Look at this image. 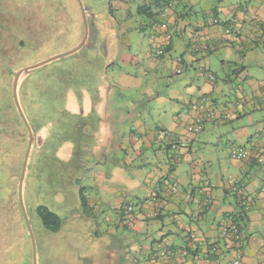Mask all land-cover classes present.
<instances>
[{"label": "crops", "instance_id": "1", "mask_svg": "<svg viewBox=\"0 0 264 264\" xmlns=\"http://www.w3.org/2000/svg\"><path fill=\"white\" fill-rule=\"evenodd\" d=\"M191 2L194 3L178 0L166 8L163 17L162 13L156 14L152 20L142 22L148 47L140 50V54L122 52L116 44L111 62L115 76L110 81L104 80L96 92L86 89L80 94L89 103L88 109L78 114L84 118L64 110L66 114L77 115L71 118L72 122L65 120V126H72L77 120L74 131L88 134L83 136L78 150V155L84 156V167L79 168L78 174L97 196L93 209L96 213L80 209L79 217L92 227L86 231L91 244L85 257L94 253V264H102L100 256L98 259L102 248L112 252L104 264H230L239 255L242 264H264V170H258L264 164L255 159L264 145V136L258 134L264 122L251 113L264 109V78L248 93L244 89L235 92L232 106L220 111L213 97L221 89L220 78L211 71V58L217 51H224L223 64H235L234 75L243 79L251 65V62L245 63L248 57L264 60V53L259 52V46L264 47L261 41L264 0L259 5L250 2L248 10L243 4L224 6L221 16L216 9L214 19L220 23L210 19L205 21V28L198 25L189 33L184 16ZM173 34L185 39L186 57L171 55L176 43ZM231 50L239 52L240 57L237 54L234 57L237 56L241 66L238 61L231 62ZM111 66L104 65L107 70ZM129 66L138 73L129 75L124 69ZM192 69L194 72L189 78H178ZM151 70L161 72L160 78L168 86L167 90L159 93L148 81L144 82ZM229 74L226 81L232 79ZM136 86H142V94L129 93L124 95L126 99L118 98L116 88L131 90ZM198 119L203 121V128L209 120L213 129L223 122L246 119L245 125L233 129L231 147L245 146L249 158L238 161L229 154L234 164L230 167L232 179L224 175L229 172L226 166L207 169L200 164L195 148L205 142L200 141L202 132L194 131ZM95 139L99 143L94 144V149L89 143ZM173 142L177 148H172ZM201 161L205 163L204 159ZM235 185L240 186L241 197L235 195ZM209 195L212 202L202 214L204 197ZM243 200L250 201L252 207L242 218L239 202ZM104 205L112 207L117 214L113 225L108 223L105 228L99 222ZM127 205L134 206L136 212L131 226L121 215ZM155 213L158 216L148 218ZM227 216L243 228L242 241L221 235V225ZM60 218L59 230L64 226ZM138 251L148 254L144 263L137 256Z\"/></svg>", "mask_w": 264, "mask_h": 264}, {"label": "rangeland", "instance_id": "2", "mask_svg": "<svg viewBox=\"0 0 264 264\" xmlns=\"http://www.w3.org/2000/svg\"><path fill=\"white\" fill-rule=\"evenodd\" d=\"M192 1L194 3H190L184 16L189 33L198 25L205 28V21L214 19L216 9L221 16L220 11L224 6L243 4L244 9L248 10L250 2L259 5L260 0ZM154 5V0H0V264H94V253L85 257L91 244L86 231L91 226L79 217L80 209L84 210L80 187L84 189L89 202L88 212L96 213L93 209L97 196L85 185V180H80L78 172L80 167H84L83 154L80 153L71 166L66 164L77 155L75 149L80 152L83 136L88 137V134L71 131V125L65 126L64 123L68 119L72 122L71 118L75 119L81 110L88 109V101L85 102L80 94L86 89L96 92L104 80L110 81L115 76L111 62L116 44L122 52L132 51L134 54H140L148 47L147 31L141 29V24L151 17L141 9L149 7L155 11ZM82 8L86 10L85 14ZM85 38L86 44L73 51ZM173 38L176 43L171 55L174 58L181 54L186 57L185 39L175 34ZM261 41L264 43V36ZM259 52L264 53L262 44ZM60 54L63 56L23 72L17 85L19 103L33 133L23 199L34 235V254L33 241L18 195L30 130H27L15 103L13 82L19 70ZM235 54L240 57L239 52L231 50V62L238 61L241 66ZM225 57L224 51H217L215 57L211 58V71L220 78L221 89L213 94L220 111L232 106L238 88L248 93L264 78L263 59L254 60L252 55L248 57L245 63L251 62V65L248 66L246 79H243V76L234 75L235 64H223ZM108 63L112 66L107 70L104 65ZM118 63H121L120 60ZM169 67L172 68V65ZM124 69L129 75L138 73L132 66ZM193 72V69L186 71L178 78H189ZM147 74L150 75L144 82L148 81L155 91L160 90V93L168 89L160 78L161 72L151 70ZM228 74L232 77L230 81L225 80ZM142 86L131 90L118 87V98L126 99L124 95L129 96V93L142 94ZM64 110L77 115L66 114ZM251 113L257 120L264 122V109ZM78 118L84 117L78 115ZM73 122L77 123V120ZM245 123L246 119H237L227 124L223 122L213 129V124L209 120L205 121L204 128L196 132H202L200 141L205 142L195 148V153L200 156V164L207 169L226 166L229 172L224 175L230 179V167L234 166L229 155L231 135L235 127ZM207 141L211 142L208 144ZM98 143L96 139L91 140L89 147L95 149L94 144ZM203 159L205 163L201 161ZM258 170H264V166ZM218 172L223 173L220 170ZM40 206H47L63 218L61 230L53 232L44 227ZM116 216L112 207L104 205L99 222L105 221L101 222L105 228V225L116 220ZM111 253L102 248L98 259L107 254L111 256ZM137 256L144 263L148 254L138 251ZM153 260L157 261V258Z\"/></svg>", "mask_w": 264, "mask_h": 264}, {"label": "trees", "instance_id": "3", "mask_svg": "<svg viewBox=\"0 0 264 264\" xmlns=\"http://www.w3.org/2000/svg\"><path fill=\"white\" fill-rule=\"evenodd\" d=\"M177 1L178 0H154V6L156 7V10L155 11H153V10H151V8H149V7H143L142 9H141V11L142 12H144L146 15H148L149 17H154L156 14L157 15H159V14H161V16L163 15H165L166 13V8L167 7H172L175 3H177ZM180 1V0H179ZM156 12H158V13H156ZM162 16V17H163ZM218 20V22H214L215 24H218V23H220V20L219 19H217ZM264 36V35H263ZM72 78V77H71ZM68 86V85H67ZM24 121V120H23ZM202 123H203V121H202ZM75 126H76V124L75 123H72V126H70L69 127V130H70V128H71V131H74L75 130ZM28 130V129H27ZM166 149H167V151L169 152V148L168 147H166ZM76 153H77V155L75 154L74 156H73V158L71 159V161H69L67 164H69V166H71V164L74 162V160L78 157V151H76ZM230 177H232V176H230ZM233 178V177H232ZM232 178H230V179H232ZM231 182V181H230ZM238 189L239 190H234L233 189V191H235L234 193H235V195L236 196H239V197H241L240 195H241V192H240V186L238 187ZM174 193H176V192H174ZM204 198H206V196L204 197ZM80 199H81V203H82V207H83V209H87L88 208V205H89V202H88V199L85 197V195H84V189L83 188H81V190H80ZM248 201V200H247ZM239 203H241L240 204V206H241V211H240V213H239V216L240 217H244V215L246 214V213H248L250 210H251V208H250V210H246L245 209V206H244V204H243V201L242 202H239ZM210 205V204H209ZM209 205L206 207V208H208L209 207ZM129 207H134V206H131V205H127L126 207H124L122 210H121V215H122V220L126 223V224H128L129 226H131V223L133 222V217L135 216V211H133V208H132V211H130V212H126L127 211V209L129 208ZM88 210V209H87ZM205 208L203 209V211H201L200 210V213H204L205 212ZM135 212V213H134ZM39 213H40V217H41V220H42V223H43V225H44V227L45 228H47V229H49V230H51V231H54V232H56V231H58L59 229H60V227H61V225H62V220H61V218H60V216H58L55 212H53L52 210H50L47 206H40L39 207ZM147 216V215H146ZM156 216H158V213H155L154 215H152V214H150V216H148V218H155ZM236 216L237 215H235L234 217L236 218ZM238 217V216H237ZM226 218H228V219H230L229 218V216H227ZM231 220V219H230ZM235 221V220H234ZM233 221V222H234ZM238 221H235L234 223L235 224H237L238 225V227H239V232H240V234H242V239L240 240V241H242L244 238H243V228L241 227V225H239L238 223H237ZM214 253V252H213ZM101 263L102 264H104V263H107V260H109L110 259V256H108V255H103L102 257H101Z\"/></svg>", "mask_w": 264, "mask_h": 264}, {"label": "built area", "instance_id": "4", "mask_svg": "<svg viewBox=\"0 0 264 264\" xmlns=\"http://www.w3.org/2000/svg\"><path fill=\"white\" fill-rule=\"evenodd\" d=\"M214 22L216 23V22H218V20L215 18ZM211 78H214V76L211 75ZM194 128H195L194 129L195 132H199L201 129H203V124H202L201 119L197 120V124L194 126ZM258 134L259 135L261 134L262 136H264V126H263V128L260 129ZM177 147H178V145L175 142H173L172 148H177ZM230 154H231L232 159L238 160V161H244L247 158H249L248 148H246L244 146L234 145L231 148ZM255 159L259 163L264 164V145H263L262 149L258 152ZM230 178H232V177H230ZM233 189L239 190L236 185L233 186ZM173 191L177 192L178 187L175 186L173 188ZM211 202H212L211 196L209 195L208 197L205 198L204 207L200 208V210L203 211L204 208L206 209V207L209 204H211ZM243 204H244L246 210H250V208L252 207L250 201L243 200ZM130 211H132L131 207H129L126 212L128 213ZM221 235L223 237L232 238L236 241H240L242 239V234H240V232H239L238 225L235 224L232 220H230L228 218H225L224 223L221 225ZM215 249L216 248H214L213 250H215ZM263 250H264V247H263ZM230 264H242L241 256L239 255L238 258L234 259Z\"/></svg>", "mask_w": 264, "mask_h": 264}, {"label": "water", "instance_id": "5", "mask_svg": "<svg viewBox=\"0 0 264 264\" xmlns=\"http://www.w3.org/2000/svg\"><path fill=\"white\" fill-rule=\"evenodd\" d=\"M84 10V9H83ZM86 38L84 39V41L82 42V44L80 46H78L75 50L73 51H76L78 49H80L82 46H84L86 44ZM63 54H60V55H56L48 60H45V61H42L41 63H38V64H35V65H32V66H29V67H26L24 69H21L19 70L16 75H15V78H14V82H13V96H14V99H15V103L17 105V108L20 112V114L22 115L23 117V120L25 121L27 127H28V130L29 131V142H28V147H27V150H26V153H25V157H24V162H23V167H22V171H21V175H20V182H19V188H18V195H19V200H20V206H21V209H22V212H23V215H24V218H25V222H26V226L28 228V231L30 233V236H31V239L33 241V248H34V254H35V242H34V235H33V231H32V228H31V224H30V221H29V218H28V215H27V212H26V208H25V204H24V199H23V184H24V179H25V176H26V170H27V165H28V160H29V156H30V151H31V147H32V143H33V133H32V130L31 128L29 127V123L25 117V114L23 113V110L21 108V105L19 103V99H18V94H17V85H18V80L20 78V75L23 73V72H28L29 70L33 69V68H36L38 66H41V65H44L46 64L47 62H50V61H53L59 57H62ZM241 88H238L236 90V92L240 91ZM35 260V258H34Z\"/></svg>", "mask_w": 264, "mask_h": 264}, {"label": "flooded vegetation", "instance_id": "6", "mask_svg": "<svg viewBox=\"0 0 264 264\" xmlns=\"http://www.w3.org/2000/svg\"><path fill=\"white\" fill-rule=\"evenodd\" d=\"M82 12L85 14L86 10H85V9L83 10V8H82ZM88 15H89V13H88ZM89 25H90V30H91V28H92V26H91V25H92L91 21H90Z\"/></svg>", "mask_w": 264, "mask_h": 264}]
</instances>
